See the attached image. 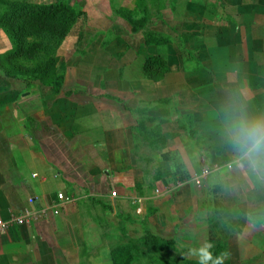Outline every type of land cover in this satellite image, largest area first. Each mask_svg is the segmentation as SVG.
<instances>
[{
    "label": "crops",
    "instance_id": "crops-1",
    "mask_svg": "<svg viewBox=\"0 0 264 264\" xmlns=\"http://www.w3.org/2000/svg\"><path fill=\"white\" fill-rule=\"evenodd\" d=\"M186 2L189 58L174 55L177 23L163 34L174 61L149 55L167 62L162 79L146 76L144 59L113 96L27 90L32 108L13 91L0 101V218L48 209L0 235V264H117L133 218L149 202L159 213L176 205L184 188L219 230L240 224L239 240L264 238V176L229 166L221 132L226 105L264 116V0Z\"/></svg>",
    "mask_w": 264,
    "mask_h": 264
},
{
    "label": "rangeland",
    "instance_id": "rangeland-1",
    "mask_svg": "<svg viewBox=\"0 0 264 264\" xmlns=\"http://www.w3.org/2000/svg\"><path fill=\"white\" fill-rule=\"evenodd\" d=\"M11 1L38 5L63 0H0V101H6L14 92L21 101L19 106L32 108V100L21 98L27 90L40 99L48 94L113 96L149 55L160 54L167 62L174 61L173 48L163 34L169 30L174 33L171 24L175 23L178 48L183 49L174 55L177 61L189 58V49H185L189 38L179 33L186 30L189 17L184 11L186 0H64L86 7L87 15L76 20L57 46L47 36L27 40V45L40 44L43 50L37 60L21 58L16 64L35 67L52 56L57 59L49 78L36 81L27 77L31 81L28 86L27 79L15 78V72L9 76L12 67L6 56L15 44L2 19ZM169 19L171 23L166 22ZM185 191L181 190L182 198L176 205L166 207L162 213L153 202L147 203L143 220L139 223L133 218L130 230H124V237L130 239L131 264H200L201 252L206 264H264L262 236L258 235V241H249L247 234V239L239 240L244 232L233 228L242 225L233 223L226 227L228 230H219L213 218L204 219L202 210L198 213L186 205Z\"/></svg>",
    "mask_w": 264,
    "mask_h": 264
},
{
    "label": "trees",
    "instance_id": "trees-1",
    "mask_svg": "<svg viewBox=\"0 0 264 264\" xmlns=\"http://www.w3.org/2000/svg\"><path fill=\"white\" fill-rule=\"evenodd\" d=\"M88 10L79 3L75 5L66 1L46 4H29L23 2H7V8L2 23L7 28L15 47L6 56L11 63L9 76H17L30 80L47 79L55 71L57 59L49 58L45 63L35 67L16 64V60L26 58L37 60L43 50L40 44L27 45L31 37H49L59 45L69 34L77 19L84 18ZM143 70L147 77L160 80L168 71L167 62L160 56H149L144 60ZM17 75V76H16ZM29 77V78H27ZM132 253L126 247L117 250V264H131Z\"/></svg>",
    "mask_w": 264,
    "mask_h": 264
},
{
    "label": "clouds",
    "instance_id": "clouds-1",
    "mask_svg": "<svg viewBox=\"0 0 264 264\" xmlns=\"http://www.w3.org/2000/svg\"><path fill=\"white\" fill-rule=\"evenodd\" d=\"M221 120L222 137L232 153L229 166L264 176V116H250L242 105L229 104L223 108ZM200 255V264H206L204 253Z\"/></svg>",
    "mask_w": 264,
    "mask_h": 264
},
{
    "label": "built area",
    "instance_id": "built-area-1",
    "mask_svg": "<svg viewBox=\"0 0 264 264\" xmlns=\"http://www.w3.org/2000/svg\"><path fill=\"white\" fill-rule=\"evenodd\" d=\"M208 173H209V170L208 169H204L202 171V175L197 176L195 178L196 184H200L202 179L205 178ZM112 195L115 196L116 195V191H113ZM68 200H70V199L68 197L64 196V194H58V201L59 202L60 201H68ZM30 202H33V199H31ZM57 207L58 206L55 204L54 208L52 209V211L55 214L58 213V208ZM47 213H48V209H41V210H37V211H34V212H30V211L26 210L20 215H12L7 220L0 218V235L7 234L10 231V229L12 228V226H14V225L29 224L32 221H37L40 218L46 216Z\"/></svg>",
    "mask_w": 264,
    "mask_h": 264
}]
</instances>
